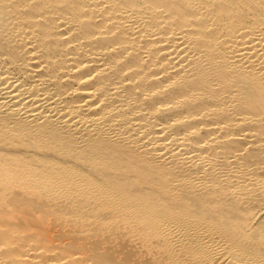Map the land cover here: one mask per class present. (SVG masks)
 I'll use <instances>...</instances> for the list:
<instances>
[{
    "label": "bare ground",
    "instance_id": "bare-ground-1",
    "mask_svg": "<svg viewBox=\"0 0 264 264\" xmlns=\"http://www.w3.org/2000/svg\"><path fill=\"white\" fill-rule=\"evenodd\" d=\"M0 264H264V0H0Z\"/></svg>",
    "mask_w": 264,
    "mask_h": 264
},
{
    "label": "rangeland",
    "instance_id": "rangeland-1",
    "mask_svg": "<svg viewBox=\"0 0 264 264\" xmlns=\"http://www.w3.org/2000/svg\"><path fill=\"white\" fill-rule=\"evenodd\" d=\"M106 246L108 247L107 250L109 251V253L111 254L114 253V255L117 256L118 258L121 257L122 259L128 260L133 263L137 261V258L138 260H146L148 258V256H142L141 258L140 255L136 257L138 254V252L136 251L137 249L138 251L140 249L138 246V241L135 239H129L126 236H122V235L112 236L109 239V243L106 244ZM141 251H139L140 254Z\"/></svg>",
    "mask_w": 264,
    "mask_h": 264
}]
</instances>
